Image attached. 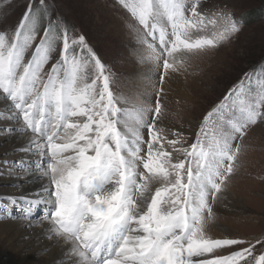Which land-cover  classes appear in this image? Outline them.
Returning <instances> with one entry per match:
<instances>
[{
	"label": "snow or ice",
	"instance_id": "1",
	"mask_svg": "<svg viewBox=\"0 0 264 264\" xmlns=\"http://www.w3.org/2000/svg\"><path fill=\"white\" fill-rule=\"evenodd\" d=\"M207 2L117 0L130 14L135 54L162 70L161 84L182 70L178 55L215 48L238 30L226 6L212 12ZM209 26L211 38L194 36ZM86 74L91 83L81 86ZM243 80L207 111L185 148L183 125L164 127L163 88L152 85L154 107L130 114L107 67L54 0H30L14 29H0L9 113L0 133L14 145L4 156L16 157L0 159V178L17 187L0 195L5 213L16 220L13 208L25 218L42 212L67 264H264V238L213 239L205 231L238 163L235 142L264 123V96L234 111ZM25 182L38 187L25 191Z\"/></svg>",
	"mask_w": 264,
	"mask_h": 264
},
{
	"label": "rangeland",
	"instance_id": "2",
	"mask_svg": "<svg viewBox=\"0 0 264 264\" xmlns=\"http://www.w3.org/2000/svg\"><path fill=\"white\" fill-rule=\"evenodd\" d=\"M29 2L0 0V29H14ZM54 2L56 11L78 33L85 36L107 67L110 88L120 98L121 106L130 114L135 115L142 106L154 107L158 98L156 91L158 88L164 89L160 97L164 105V127L181 128L183 125L181 131L188 135L187 144L183 145L185 148L195 141V132L207 111L218 104L242 77L244 80L239 85L240 91L232 97L237 114L242 106L241 101L247 104L253 98L259 100L264 96V0H208L205 9L215 12L226 6L238 30L215 48L193 50L177 56L182 72L172 74L181 77L186 95H175L160 83L162 70L157 72L153 83L158 86L157 89L151 88L153 84L145 88L147 86L138 79L139 62L135 54L138 45L129 23L130 14L119 6L117 0ZM212 32L209 26L194 36L211 38ZM91 79L86 74L81 86L90 84ZM2 97L0 93V101ZM8 114L7 107L0 104V121ZM213 131L212 127L207 129L205 147L213 142ZM3 134L0 133L1 147L8 141ZM235 143L241 144L238 163L234 174L222 185L221 192L217 193L213 216L205 224L206 235L213 239L264 238V123L258 122L249 130L248 135ZM5 158L16 157L3 155L0 159ZM0 210L6 214L4 208ZM12 212L14 216L20 214L15 208ZM38 213L35 212L31 218L36 220ZM1 219L3 216L0 214ZM3 243L0 239V249Z\"/></svg>",
	"mask_w": 264,
	"mask_h": 264
},
{
	"label": "bare ground",
	"instance_id": "3",
	"mask_svg": "<svg viewBox=\"0 0 264 264\" xmlns=\"http://www.w3.org/2000/svg\"><path fill=\"white\" fill-rule=\"evenodd\" d=\"M137 57L139 62L137 77L144 86H147L145 88L151 87L150 85L157 78V71L152 70L150 62H143L139 56ZM162 85L168 87L169 91L174 92L175 95H186L183 90V80L179 76L171 74V77H165ZM0 104L5 105L3 98ZM3 135L5 137V134ZM13 147L10 140L3 147L0 146V158H3L5 153L11 152ZM27 179L30 178H26V181ZM36 187L38 184L28 182L23 184L25 191H31ZM0 189L4 190L0 192V195H13L17 192L16 181L10 178H0ZM4 203L5 201H0V209L3 208ZM0 214L3 216L0 220V239L4 242L3 248L0 249V264H67V256L62 255L60 246L55 242L59 238L55 237L51 231V225L47 219L43 218L42 212L38 213L36 220L25 218L21 213L16 215L18 217L16 220L6 216L3 210H0ZM48 236H52L53 239L49 240Z\"/></svg>",
	"mask_w": 264,
	"mask_h": 264
}]
</instances>
